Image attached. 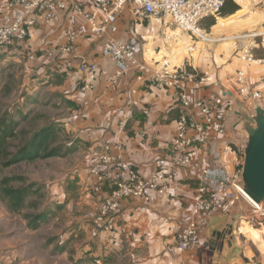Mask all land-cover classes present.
I'll return each mask as SVG.
<instances>
[{"label": "crops", "instance_id": "obj_1", "mask_svg": "<svg viewBox=\"0 0 264 264\" xmlns=\"http://www.w3.org/2000/svg\"><path fill=\"white\" fill-rule=\"evenodd\" d=\"M232 13H222L225 17H217V21L210 17L200 23L201 29L211 39L207 45L212 44L213 51L207 52L209 48L206 46L197 56L193 53L191 58L185 56L182 64H173L178 68L187 61L190 71L210 73L204 86L192 87L181 82L188 87L191 102L201 95L220 91L229 95L234 89L235 70L241 67L248 71L250 81H255L260 67H247L240 62L239 49L243 40L237 36L262 30L264 21H254L249 26H239L230 31L242 22L241 9L238 13ZM128 15L130 14L122 11L114 23L115 36L123 40L137 38L141 45L137 53L138 59L149 67L159 65L162 59L172 60L175 52L183 47L197 45L196 39L190 33L179 31L176 42L167 48L169 43L162 39V33L167 31L166 27L155 24L152 30L144 22H133ZM41 22L23 43L12 46L7 54L16 59L25 58L26 63L35 67L36 73L41 77V82L36 84L37 94L44 89L43 85L50 78L49 84L54 86L53 91L57 93L59 90L68 101L67 108L72 107V112L79 114L84 122L79 126L80 132L75 127H72V131L78 133L83 140L92 142L89 153L96 147L100 149L106 139L114 143L121 140L124 159L142 176L152 175L155 159L165 155L164 143L172 138L175 119L180 109L182 110L181 104L172 99L173 89L170 86H158L150 75H146L143 82H137L136 72H128L111 83L114 67L111 62L102 61L101 38L87 36L78 43V55L85 60L99 61L100 66L106 67L108 73L93 82L94 89L91 92L81 91V76L76 67L66 68V55L64 59H50L46 54L47 49L62 42V17H55L47 25ZM226 44L234 45L233 53L239 67L234 69L230 77L223 79L224 73L220 75L221 66L217 63L226 59V51L229 55L231 53L233 46ZM220 46L224 52L217 54L216 50ZM256 54L261 56L262 52L257 50ZM77 60L72 59L75 65L78 64ZM227 65L234 66L236 62H228ZM53 70L57 75H52ZM189 113L198 118L195 108H191ZM125 118L127 119L124 130L120 132L119 123ZM237 134L234 141L244 143L243 133ZM240 146L243 150L244 144ZM85 158L88 157H84V160ZM238 158L226 157L228 162ZM164 181L165 193L156 196L152 201L122 199L111 219L105 220L109 229L96 228L94 218L83 226L87 232L88 243L84 248L86 253L83 255V264H264V222L250 215V208L245 199L238 201L229 211H214L205 215L201 221L198 241L185 251H179L175 234L189 220L192 197L198 181L195 171L191 168H175ZM78 183L84 186V183ZM83 189L91 192L87 186ZM111 189L112 185L106 184L100 197L96 196L92 201V198L90 199V217L97 215L101 197ZM91 240H94V245H91ZM12 249L14 250L0 254V261L6 263L15 257L16 248Z\"/></svg>", "mask_w": 264, "mask_h": 264}, {"label": "built area", "instance_id": "obj_2", "mask_svg": "<svg viewBox=\"0 0 264 264\" xmlns=\"http://www.w3.org/2000/svg\"><path fill=\"white\" fill-rule=\"evenodd\" d=\"M127 4L132 5L129 11L136 21L146 23L152 30L156 23L167 28L162 33L163 41L176 40L179 31H184L190 33L197 43L206 45L211 39L200 23L206 18H217L224 0H0V56L7 54L12 46L23 43L40 21L47 25L60 16L64 25L62 42L47 49L46 54L50 59H64L66 55V68L76 67L81 76V91L91 92L93 82L108 73L99 61L85 60L78 55L80 40L95 36L105 38L100 56L102 61H109L114 67L111 83L128 72H136L135 80L140 83L150 75L158 86H170L172 99L181 104L174 134L164 143L165 155L155 159L152 175L142 176L124 159L121 140L114 143L106 139L99 152L88 156L83 172L87 178L82 182L84 187L100 197L103 186L112 185L110 192L99 201L94 225L98 229H109L105 220L111 219L124 198L149 202L164 194V180L175 168H191L198 181L189 220L175 234L179 251H185L198 241L205 215L229 211L241 199L247 201L250 215L264 222V201L255 203L242 190V158L228 162L225 156L231 151L225 140L226 117L232 109L228 99L239 97L253 106L264 104V28L237 36L243 40L239 49L240 62L247 67H260L255 81H250L248 71L241 67L235 70L234 89L229 95L220 91L201 95L191 102L188 87L181 82L192 87L204 86L210 76L208 71L201 74L190 71L186 67L189 65L187 61L177 68L169 59H162L159 65L149 67L138 59L141 45L137 38L120 40L107 35L108 25L117 21ZM196 48V44L185 47L189 58ZM257 50L262 52L261 56L256 54ZM72 59H78V64L75 65ZM191 108L196 109L198 118L189 113ZM126 119L119 123L120 132L124 130Z\"/></svg>", "mask_w": 264, "mask_h": 264}, {"label": "rangeland", "instance_id": "obj_3", "mask_svg": "<svg viewBox=\"0 0 264 264\" xmlns=\"http://www.w3.org/2000/svg\"><path fill=\"white\" fill-rule=\"evenodd\" d=\"M231 3L238 6L232 14L241 9L242 22L232 27L230 31L239 26H249L254 21L259 23L264 21V0H230L227 6ZM130 8L132 5L127 4L123 11L130 14L128 17L136 21L129 11ZM220 17L225 15L221 12L218 18ZM211 19L217 21L216 18ZM159 24L162 25L156 23V25ZM114 31V23L109 24L107 35L119 39ZM104 39L101 38V43ZM175 42V40L167 42L169 44L166 47L170 48ZM226 45L233 46L231 53L229 55L226 51V59L217 63L221 66L219 67L220 75L224 73L223 79L230 77L234 69L239 67L233 53L234 45ZM206 46L209 48L207 52L213 51L212 44L204 45L198 42L194 56H197ZM219 48L216 50L217 54L224 52L221 46ZM185 56L187 52L183 47L175 52L171 61L173 64L180 65ZM233 61L236 65H227L228 62ZM51 73L54 76L57 75L55 70ZM40 79L35 67L26 63L25 58L16 59L8 54L0 56V118L4 115L8 122L12 119L17 121L16 134L8 137L5 150L0 153V182L10 177L13 180L8 182L9 187L21 188L32 185L36 189L35 193L25 199V206L19 212L13 210L10 202L0 194V254L8 250L13 251V247L16 248V256L6 263L1 260L0 264H83V255L86 253L84 248L88 244L87 232L83 226L96 216L90 217L88 212V206L91 204L89 201L91 198V201L96 198V195L83 189L84 186L78 182L87 180L83 178V169L86 165L84 157H88L90 153L99 152L101 148L96 147L89 153L88 149L92 142L83 140L78 133L72 131V127H75L80 132L79 126L84 124L80 115H75L72 107L67 108L68 101L59 90L57 93L53 91L54 86L49 84L50 78L43 85L44 89L37 94L36 84L41 82ZM228 101L232 109L226 117L225 140L229 143L231 151L225 156L239 157V160L242 157V167L244 149L242 150L240 144L244 143L237 142L238 145L234 136L238 135V132L243 133L245 138L246 136L239 126H234L238 117L233 112L244 109L254 113L257 105H250L239 97L229 98ZM259 106L263 107L264 104ZM51 123L60 127L52 145H61V152L72 148V152L38 158L34 161L12 163L13 154L28 140L31 133ZM220 149L221 145H219V151ZM39 212H45L48 217L33 228L30 223ZM91 245H94V240H91Z\"/></svg>", "mask_w": 264, "mask_h": 264}, {"label": "trees", "instance_id": "obj_4", "mask_svg": "<svg viewBox=\"0 0 264 264\" xmlns=\"http://www.w3.org/2000/svg\"><path fill=\"white\" fill-rule=\"evenodd\" d=\"M230 0H224V6L222 8V13H231L238 9V6L231 3L227 6V2ZM240 10L237 11V13ZM221 19V18H220ZM24 98V96H22ZM21 98V99H22ZM3 115L0 118V153L5 150V145L7 143L8 137L14 136L17 121L14 119L10 120ZM60 127L54 123L42 126L31 133L28 140L23 143L13 154V162L19 161H34L38 158H48L52 156H60L72 152V148H67L65 151L61 152V145H52L57 132ZM16 178V177H15ZM13 180L10 177L2 179L0 182V194L4 199L10 202V207L19 212L23 206H25V199L32 193L36 192V189L32 185H26L21 188H13L8 186V182ZM48 215L45 212H39L34 216L32 222L30 223L33 228H36L40 223L47 219Z\"/></svg>", "mask_w": 264, "mask_h": 264}, {"label": "water", "instance_id": "obj_5", "mask_svg": "<svg viewBox=\"0 0 264 264\" xmlns=\"http://www.w3.org/2000/svg\"><path fill=\"white\" fill-rule=\"evenodd\" d=\"M245 132L241 185L246 197L255 203L264 201V106L257 105L254 113L244 109L233 112Z\"/></svg>", "mask_w": 264, "mask_h": 264}]
</instances>
